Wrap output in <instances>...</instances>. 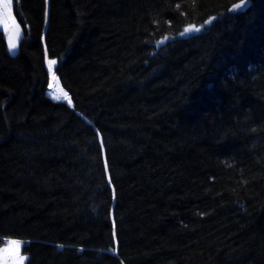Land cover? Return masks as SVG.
<instances>
[{
  "label": "trees",
  "instance_id": "trees-1",
  "mask_svg": "<svg viewBox=\"0 0 264 264\" xmlns=\"http://www.w3.org/2000/svg\"><path fill=\"white\" fill-rule=\"evenodd\" d=\"M237 3L13 0L0 248L21 242L25 264H264V0Z\"/></svg>",
  "mask_w": 264,
  "mask_h": 264
},
{
  "label": "snow or ice",
  "instance_id": "snow-or-ice-1",
  "mask_svg": "<svg viewBox=\"0 0 264 264\" xmlns=\"http://www.w3.org/2000/svg\"><path fill=\"white\" fill-rule=\"evenodd\" d=\"M247 6H248L247 0H240V3H237L233 6V11L243 10ZM12 9H13V0H2V2H0V15L3 16L4 26L7 28L11 25L12 27L16 29L17 33H19V25L16 24L15 18L13 17ZM208 23H211V21H208ZM186 31L200 32L201 29L199 27H191L189 29H186ZM181 35H183V33H181ZM55 63H56L55 60H49V70L50 71H51L52 65ZM65 95L67 94L65 93ZM68 102L71 103V100H69ZM104 166L107 167L106 160L104 161ZM11 243L15 245L17 253H18L20 242L12 241ZM60 247H63V245H61Z\"/></svg>",
  "mask_w": 264,
  "mask_h": 264
},
{
  "label": "rangeland",
  "instance_id": "rangeland-1",
  "mask_svg": "<svg viewBox=\"0 0 264 264\" xmlns=\"http://www.w3.org/2000/svg\"><path fill=\"white\" fill-rule=\"evenodd\" d=\"M209 24L210 23L205 24V26L203 28L200 27V29L201 30L204 29ZM193 32L194 31H185L184 34L186 36ZM162 44H164V42H161L159 45ZM56 96L61 99L60 95H56ZM11 242L12 241H7L5 245L2 248H0V264H25L27 258L22 255L23 244L20 242L19 251L17 253L15 245H13Z\"/></svg>",
  "mask_w": 264,
  "mask_h": 264
}]
</instances>
